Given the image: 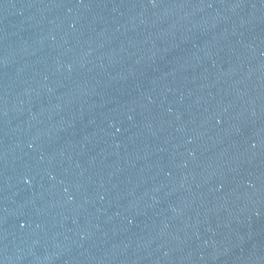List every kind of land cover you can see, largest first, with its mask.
<instances>
[{
  "label": "water",
  "instance_id": "1",
  "mask_svg": "<svg viewBox=\"0 0 264 264\" xmlns=\"http://www.w3.org/2000/svg\"><path fill=\"white\" fill-rule=\"evenodd\" d=\"M0 264H264V0H0Z\"/></svg>",
  "mask_w": 264,
  "mask_h": 264
}]
</instances>
